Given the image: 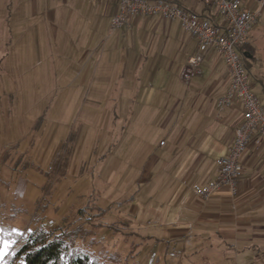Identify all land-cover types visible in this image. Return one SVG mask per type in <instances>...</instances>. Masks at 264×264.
I'll list each match as a JSON object with an SVG mask.
<instances>
[{
  "label": "rangeland",
  "instance_id": "1",
  "mask_svg": "<svg viewBox=\"0 0 264 264\" xmlns=\"http://www.w3.org/2000/svg\"><path fill=\"white\" fill-rule=\"evenodd\" d=\"M178 1L186 10L206 6ZM99 3L0 0V228L15 242L5 264L35 230L56 231L64 219L71 229H90L78 221L83 207L106 210L98 220L119 228L97 237L104 249L127 253L141 243L126 264H238L234 256L214 260L169 239L196 230L203 214L194 180L175 178L174 137L192 148L187 153H208L227 129L225 113L218 118L215 111L218 91L208 94L207 59L202 75L183 84L180 68L190 53L166 36L168 26L112 32L113 17ZM181 97L187 103L178 112ZM260 100L264 106V95ZM90 239L77 243L89 249Z\"/></svg>",
  "mask_w": 264,
  "mask_h": 264
},
{
  "label": "crops",
  "instance_id": "2",
  "mask_svg": "<svg viewBox=\"0 0 264 264\" xmlns=\"http://www.w3.org/2000/svg\"><path fill=\"white\" fill-rule=\"evenodd\" d=\"M175 1L179 3L178 0ZM98 7L100 10L102 8L103 11L110 12L112 17L119 11L116 0L110 3L100 0ZM244 7L250 11L262 10L261 19L253 26L246 45L248 49L253 51L256 59L248 72L252 90L256 95L255 90L259 91L257 96L260 99L261 95H264V70L262 68V64H264V7L261 8L255 0H246ZM203 9L195 8L190 11L202 12ZM212 14L215 16L216 24L224 25L223 20L218 17L216 11ZM148 24L168 26L166 36L180 44V49L184 47L189 50L190 54L185 57L181 64L180 70L182 72L188 59L197 51V41L186 33V35L184 33L179 34L177 26L180 25L178 22L162 21L160 18H135L128 29L147 26ZM192 51L193 54H191ZM206 59L207 78L205 83L209 85L208 94L211 95V91H218V102V99L225 94L229 87L227 67L224 59L215 49H211L207 53L204 61ZM221 62H223V67L220 64ZM168 68L171 69V65ZM168 83L169 81H167ZM217 102L215 100L216 114ZM185 103H187L186 97L179 98L176 108L174 107L173 110L179 112L184 108ZM198 106L199 101L196 103L195 108ZM173 110L170 112L171 116L176 115ZM243 115V108L239 102H236L231 110L225 112L222 123L227 129L222 136V140L217 141L215 145L204 143V147L210 146L208 153L197 151H195V154L187 153L192 148L187 146L186 143L183 144L182 137H178V139L174 137L176 143L173 144L176 145V149H179V152L175 155L176 160L178 159L174 166L175 178L187 184H190L191 179H193V186L212 180L218 172L215 170L216 161L227 155L229 146L234 139V131L242 123ZM217 117L219 118L218 114ZM221 144L226 145L225 150H218L220 153L218 152V154L211 157L210 151L217 150ZM196 146H198V149H203L199 141ZM173 149L174 147H172V151ZM242 162L244 170L238 182L237 193L233 196L228 190H222L213 195L208 201H201L203 203L201 213L203 214H200V226H196V230L177 232V234L172 233L169 237L171 241L181 240L182 244L193 253L204 255L203 257L207 258L212 255L211 257L214 260L217 259L216 256L226 255L234 256L239 261L238 264H264V147L258 149L255 142L252 141ZM229 229L232 232L227 231Z\"/></svg>",
  "mask_w": 264,
  "mask_h": 264
},
{
  "label": "built area",
  "instance_id": "3",
  "mask_svg": "<svg viewBox=\"0 0 264 264\" xmlns=\"http://www.w3.org/2000/svg\"><path fill=\"white\" fill-rule=\"evenodd\" d=\"M116 1L119 11L111 20L112 32L128 29L132 20L138 17L160 18L178 22L182 30L197 41V51L188 59L180 75L183 84L188 85L201 75V66L211 49L224 59L229 87L218 99L217 114L221 116L239 102L244 112L243 121L234 131L227 155L216 161L217 175L204 184H195L193 191L202 201H208L222 190H228L234 196L244 170L242 159L252 141L258 149L264 147V106L252 90L242 51L253 26L261 19L262 10L246 9L244 0H204L205 5L223 19L224 25H218L208 17L184 9L175 0ZM255 1L264 7V0Z\"/></svg>",
  "mask_w": 264,
  "mask_h": 264
},
{
  "label": "trees",
  "instance_id": "4",
  "mask_svg": "<svg viewBox=\"0 0 264 264\" xmlns=\"http://www.w3.org/2000/svg\"><path fill=\"white\" fill-rule=\"evenodd\" d=\"M211 9L205 6L202 12H197L203 17H208L214 22L215 16L209 12ZM247 45V44H246ZM242 48L245 56V66L249 70L255 63V56L251 49L247 46ZM89 211L96 214L86 217ZM106 210L97 207H83L78 211V221L85 220L90 225V229H86L83 225H79L71 229L72 223L68 224L67 219L63 220V226L56 231H46L42 228L33 231L25 239H22L20 246L12 255L9 264H126L133 258L140 248L141 243L132 245L127 253L119 250H106L103 247L104 240H97L104 231L111 230L119 232L117 226L112 224L106 226L99 220L103 221ZM97 219V222H94ZM99 219V220H98ZM70 226V228H69ZM128 236V235H127ZM126 236V237H127ZM91 238L89 240V249H82L77 241L78 239ZM130 239V235L128 236ZM151 242H158V239L146 238ZM102 245V249L95 253L91 248ZM134 250V251H133ZM133 251V253H132ZM135 254L133 257L132 255ZM133 264V263H132Z\"/></svg>",
  "mask_w": 264,
  "mask_h": 264
},
{
  "label": "snow or ice",
  "instance_id": "5",
  "mask_svg": "<svg viewBox=\"0 0 264 264\" xmlns=\"http://www.w3.org/2000/svg\"><path fill=\"white\" fill-rule=\"evenodd\" d=\"M17 235H23V233L16 230ZM14 241L4 238V230L0 228V264H5V258L7 255H11V249L13 248Z\"/></svg>",
  "mask_w": 264,
  "mask_h": 264
}]
</instances>
